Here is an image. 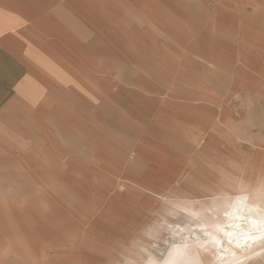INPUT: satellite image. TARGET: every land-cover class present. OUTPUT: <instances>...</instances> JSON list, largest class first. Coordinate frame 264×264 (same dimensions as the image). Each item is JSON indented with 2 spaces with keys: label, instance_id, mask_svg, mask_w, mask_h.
<instances>
[{
  "label": "crops",
  "instance_id": "crops-1",
  "mask_svg": "<svg viewBox=\"0 0 264 264\" xmlns=\"http://www.w3.org/2000/svg\"><path fill=\"white\" fill-rule=\"evenodd\" d=\"M194 1L0 0V144L15 139L11 149L0 148V164L4 160L18 162L11 163V169L16 168V176L29 178L27 184L33 187L29 194L45 187L43 197L35 195L33 200L52 203L45 206L41 230L24 222L21 225L29 224V229L24 233L18 230L14 240L27 242L31 251L43 246L44 264H53L54 250L68 254L57 262L60 264H120L117 259L121 256L112 251L118 244L125 249L117 254L133 252V227L127 216L133 212L140 215L144 204H107L103 209L110 213L85 220L77 217L88 208L77 206L83 200L79 191L84 186L97 191L103 179L114 185L118 167L122 170V164L132 160V145H149L148 123L166 111L164 92L158 94L154 81L159 83L165 65L174 67L176 63L171 43L176 45L179 36L174 34L187 31L177 21H170L173 36H166L164 19L193 16L190 5ZM200 1L213 13L210 15H243L240 0ZM259 3L252 4L255 11L248 15L252 18L247 21L249 26L261 27L255 18ZM140 14L150 21L137 19ZM245 32L242 46L244 38H250ZM252 34L256 38L250 39L249 48L261 52L260 36ZM189 41L193 45L196 40ZM139 72L142 74L136 75ZM256 72L257 77L254 73L249 79L262 80L264 70ZM257 122L259 128L264 127V118L258 117ZM153 128L157 131V126ZM167 143L179 149L175 140ZM24 162L30 166L28 173L21 171L27 167ZM76 175L80 177L74 178ZM261 175L264 173L259 167L252 178L239 181L249 184ZM122 176L126 188L146 190L141 181L133 183L128 173ZM47 191L55 196L47 195ZM65 194H70V199ZM201 207L194 210H203ZM196 237L195 241L203 243L209 236ZM2 243L0 235V257ZM199 251L200 258L209 262L204 250Z\"/></svg>",
  "mask_w": 264,
  "mask_h": 264
},
{
  "label": "rangeland",
  "instance_id": "rangeland-1",
  "mask_svg": "<svg viewBox=\"0 0 264 264\" xmlns=\"http://www.w3.org/2000/svg\"><path fill=\"white\" fill-rule=\"evenodd\" d=\"M257 1L240 0L243 15L234 18L210 15L213 13H209L200 0L191 2L193 16L165 17V29L169 33L166 36H173L170 21H177L180 28L187 29L174 34L179 36L175 38L176 45L171 43L176 56L174 67L165 65L159 83L154 81L158 84L155 88L158 94L160 90L164 92L166 111L157 114L160 117L156 121L148 123L149 145H132L131 162L123 163L122 170L117 166L116 185L103 179L97 191H88L85 186L79 191L83 200L77 206L83 204L88 208L77 217L85 220L110 213L103 209L107 204H144L140 215L133 212V216H127L133 227V252L117 254L125 249L120 244L112 250L114 255L121 256L117 259L120 264H159L173 245L181 243L185 237L190 241L197 239L194 226L198 220L190 212L200 207L199 202L212 201L213 197L206 195L224 190L228 185L237 186L239 180L248 179L259 167L264 173V127L259 128L258 122L255 123L258 117L264 118V77L260 81L249 79L254 73L257 77V70H264V2ZM206 2L210 4L212 0ZM253 3L260 4L255 18L261 22V27L247 23L252 21L248 15L255 11ZM137 19L150 21L143 15ZM248 27L255 35L259 34L261 52L249 48L254 36L247 32ZM244 31L250 38H244L242 46ZM190 38H195L196 44L191 45ZM223 42L233 45H223ZM236 46L239 48H234ZM154 126L157 131L153 130ZM172 140L180 143L179 149L167 143ZM13 141L15 139L10 140V144H0V148L11 149ZM18 141L16 138V143ZM140 157L147 160L140 161ZM6 161L0 164V235L4 239L0 264H44L43 246L31 251L27 249V242L14 240L18 230L24 233L29 229V224L21 225L24 222L41 230L39 225L46 215L45 206L50 207L52 203H33L35 195L43 197L45 187L36 194H29L28 189L33 188L27 184L29 178L16 176V168L11 169V163L18 162ZM24 165L27 167L21 171L28 173L30 166L25 162ZM125 173L131 175L133 183L141 181L146 190L137 191L134 187L136 191H133L129 185L126 188L125 176H122ZM48 191L47 195L55 196ZM166 197L171 199L166 200ZM197 197L199 202H196ZM67 198L70 199V194ZM128 247L129 244L126 249ZM66 256L67 253L54 250L53 264H60L57 262Z\"/></svg>",
  "mask_w": 264,
  "mask_h": 264
},
{
  "label": "bare ground",
  "instance_id": "bare-ground-1",
  "mask_svg": "<svg viewBox=\"0 0 264 264\" xmlns=\"http://www.w3.org/2000/svg\"><path fill=\"white\" fill-rule=\"evenodd\" d=\"M254 179L249 184L238 181L237 186L228 185L227 189L212 194L214 200L200 202L203 210H191L190 213L198 220L194 227L195 235L209 236V243L203 242L204 248L215 245L213 251L216 255L204 251L210 264L219 256L218 250L223 248L225 241H230L241 254L236 257L225 254L220 256L221 261L264 264V175Z\"/></svg>",
  "mask_w": 264,
  "mask_h": 264
},
{
  "label": "clouds",
  "instance_id": "clouds-1",
  "mask_svg": "<svg viewBox=\"0 0 264 264\" xmlns=\"http://www.w3.org/2000/svg\"><path fill=\"white\" fill-rule=\"evenodd\" d=\"M187 228V226H185ZM179 233H177L178 235ZM204 243H209L205 241ZM204 243H199V241H190L189 238L185 237L181 243L173 245L172 249L169 250L168 254L165 255V258L162 259L159 264H209L208 261H204L200 258L199 249L204 251L211 252L212 255H216V252L213 251L215 245L212 248H204ZM219 251V256L215 261H212L211 264H238V261L234 260H220V256L227 254L231 257H236L241 253L238 252L231 244L230 241H225L223 248Z\"/></svg>",
  "mask_w": 264,
  "mask_h": 264
}]
</instances>
